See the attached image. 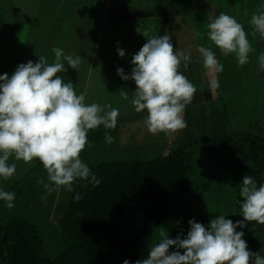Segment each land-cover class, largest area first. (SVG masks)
I'll list each match as a JSON object with an SVG mask.
<instances>
[{
    "label": "crops",
    "instance_id": "crops-1",
    "mask_svg": "<svg viewBox=\"0 0 264 264\" xmlns=\"http://www.w3.org/2000/svg\"><path fill=\"white\" fill-rule=\"evenodd\" d=\"M259 11H264V0H0V75L11 77L19 64L36 63L40 56L52 63L54 47L63 49L66 55H78L82 60L79 68L66 65L67 71L58 75L73 83L77 94L85 95L86 103L111 104L119 109L116 128L121 143L135 139L142 144L148 138L149 143L170 148L164 156L179 140L264 137V70L259 68L258 59L264 53V39L259 33L252 35L250 25L252 14ZM221 12L244 26L255 49L242 67L234 54L222 55L207 38L208 23ZM145 32L148 37L167 34L176 50L191 53L187 67L182 63L180 71L197 92L185 109L187 127L183 130L151 134L144 123L146 112L137 113L130 103L135 82L123 81L117 75V68L130 75L132 56L146 43ZM197 45L212 47L223 66L221 72L204 67ZM118 48L125 50L124 57L118 55ZM213 80L218 81V87H212ZM122 90L129 93L128 100L120 95ZM101 129L105 128L101 125L88 134ZM9 163L16 164V174L7 181L0 178V189L30 193L43 190L44 181L39 183L41 177L35 173L40 161L26 164L10 158ZM61 190L65 189L59 188L53 203L47 202L45 195L27 200L42 208L47 202L50 209L61 213L64 208L65 212L67 201L61 197ZM0 204L7 207L5 201L0 200Z\"/></svg>",
    "mask_w": 264,
    "mask_h": 264
},
{
    "label": "clouds",
    "instance_id": "clouds-1",
    "mask_svg": "<svg viewBox=\"0 0 264 264\" xmlns=\"http://www.w3.org/2000/svg\"><path fill=\"white\" fill-rule=\"evenodd\" d=\"M250 25L252 35L259 33L264 39V11L253 13ZM207 28L208 40L222 55L234 54L241 67L249 62L255 49L237 19L221 12ZM143 35L146 43L132 56L134 67L130 75L123 68H117V75L123 81L135 82L130 103L137 113L146 112L144 123L151 134L183 130L187 127L185 109L197 92L180 71L182 63L187 67L191 53L176 50L167 34L148 37L145 32ZM196 51L206 69L216 73L223 70L211 46L197 45ZM52 52V63L40 56L36 63L19 64L11 77L7 73L0 75V178L7 181L16 174V164L9 163L14 158L26 164L40 161L49 181L44 187L49 192L60 187L72 192L77 180L99 186L101 180L82 161L81 153L88 145L90 130L101 125L105 129L116 128L119 109L111 104L86 103L85 95H78L73 83L58 75L67 71L66 65L77 70L81 57L66 55L59 47L52 48ZM117 52L120 57L125 56V50L118 48ZM258 59L259 68L264 70V53ZM218 86V81L213 80L212 87ZM120 95L129 99L127 91H120ZM113 139L105 134L107 143ZM239 196L242 221L234 223L218 215L205 226L192 219L183 239L169 238L162 231L159 242L149 247L148 257L135 264H264V255L249 251L244 232L236 230L245 227V222L264 225V183L258 185L252 176L245 175ZM81 198L80 194L74 197L77 202ZM0 200L11 209L15 193L0 189ZM173 246L177 250L170 252ZM123 264L130 262L125 260Z\"/></svg>",
    "mask_w": 264,
    "mask_h": 264
},
{
    "label": "trees",
    "instance_id": "trees-1",
    "mask_svg": "<svg viewBox=\"0 0 264 264\" xmlns=\"http://www.w3.org/2000/svg\"><path fill=\"white\" fill-rule=\"evenodd\" d=\"M118 132L115 128L88 134L81 159L101 183L94 187L77 180L73 191H68L67 207L59 218L62 248L55 257L44 254L45 241L33 220L12 218L0 204V264H123L125 260L135 264L143 258L138 250L155 225L165 228L173 239L187 236L192 219L208 226L214 217L191 203L196 152L223 159L222 182L232 189L222 190L217 199L226 202L225 218L234 223L243 220L239 196L243 177L250 175L258 185L264 183L263 136L179 140L168 156L154 160L91 163L86 148L101 146L106 133L115 139ZM36 172L44 184L49 183L41 163ZM58 190L47 192L56 195ZM77 194L82 197L79 202L74 199ZM236 230L244 232L249 251L264 255V225L245 222Z\"/></svg>",
    "mask_w": 264,
    "mask_h": 264
},
{
    "label": "rangeland",
    "instance_id": "rangeland-1",
    "mask_svg": "<svg viewBox=\"0 0 264 264\" xmlns=\"http://www.w3.org/2000/svg\"><path fill=\"white\" fill-rule=\"evenodd\" d=\"M86 149L90 150L88 157L91 163L97 161H132L135 159L154 160L163 157L166 151H170V148L168 149L164 144L149 143L148 138H145L142 144L136 143L135 139H130L127 140V142L121 143L118 136L112 143L105 142V144L101 146L89 145ZM192 165L195 173L193 186L194 196L191 198V203L200 207L205 213L214 218L218 215L225 216L226 202L223 201L221 203L217 198L222 190H231L232 187L230 184L222 182L223 175L225 174L223 159L207 156L204 152L200 151L196 152L194 155ZM46 192L47 190L44 184L41 192H23V195H20L21 191L17 190L13 192L16 198L14 207L11 209L8 207L6 208L9 212V216L12 218L26 217L33 220L39 226L41 235L45 241L44 254L46 256L55 257L62 248L59 218L60 214L64 213V208L61 209V213H59L57 209H50L47 202L51 201V203H53L52 201L55 195ZM36 195L37 197L43 195L47 197V202L44 201V208L40 205L37 206V203L34 205L35 203L28 202V197L32 199ZM60 195L64 200H68L67 190H61ZM49 198L51 200H49ZM162 231L168 233L169 238H172L165 228L155 225L138 250V253L143 257L142 259L148 257L149 247L159 242L161 239L160 233ZM176 250L174 246L169 249L170 252ZM179 251L183 254V249Z\"/></svg>",
    "mask_w": 264,
    "mask_h": 264
}]
</instances>
